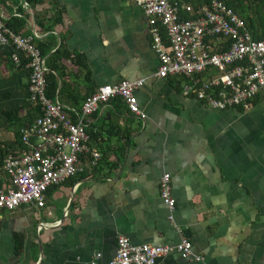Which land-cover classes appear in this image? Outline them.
<instances>
[{
	"label": "crops",
	"instance_id": "0c3cea01",
	"mask_svg": "<svg viewBox=\"0 0 264 264\" xmlns=\"http://www.w3.org/2000/svg\"><path fill=\"white\" fill-rule=\"evenodd\" d=\"M21 5L11 13L26 21L21 34L53 42L44 58L47 66L55 57L62 107L79 109L101 85L143 80L135 96L145 117L122 99L89 116L84 176L48 188L41 208L0 211V264H83L96 254L104 264L118 236L168 246L185 238L202 257L172 251L154 264H264V98L218 110L184 96L177 77H157L147 17L134 0ZM10 72L0 65V77ZM91 152L98 159L90 169ZM163 173L175 200L171 219L159 195Z\"/></svg>",
	"mask_w": 264,
	"mask_h": 264
},
{
	"label": "built area",
	"instance_id": "2783aa9c",
	"mask_svg": "<svg viewBox=\"0 0 264 264\" xmlns=\"http://www.w3.org/2000/svg\"><path fill=\"white\" fill-rule=\"evenodd\" d=\"M147 17L151 48L158 58L155 75L177 77L181 93L194 97L211 108L225 110L250 108L256 98H264V39H253L244 20L222 0H206L197 7L180 0H134ZM0 45H12L27 59L28 101L40 110L33 121L19 128L20 143L3 158L0 171V211L20 206L41 208L46 191L78 173L84 172L80 156L88 152L86 120L101 104L122 99L130 113L144 118L135 90L143 80H121L99 86L87 95L79 109H66L45 94L48 67L33 36L14 33L0 14ZM98 153L91 152L88 167L96 166ZM159 195L172 218L175 200L169 173H163ZM175 251L182 257L193 256L192 244L183 238L174 246L135 245L118 236L114 256L104 264H154ZM99 254L83 264H101Z\"/></svg>",
	"mask_w": 264,
	"mask_h": 264
},
{
	"label": "trees",
	"instance_id": "16d2710c",
	"mask_svg": "<svg viewBox=\"0 0 264 264\" xmlns=\"http://www.w3.org/2000/svg\"><path fill=\"white\" fill-rule=\"evenodd\" d=\"M22 0H0V7L10 15L5 25L14 33H21L23 26L25 25V19L21 16H12L13 8H17L18 13L22 11ZM27 6L32 8L36 5L43 3L44 0H24ZM183 3L191 4L194 7L199 6L206 0H180ZM226 5L231 7L235 13L241 17L246 29L250 32L253 39H264V0H222ZM40 19H37L39 21ZM52 40L37 43L39 51L43 57L47 55L51 46ZM59 49V48H58ZM57 49V50H58ZM55 51L53 56H58L59 50ZM16 52V49L12 45H0V65L5 64L11 69V72L7 77H0V116L9 125L16 126L14 132V141L10 144L0 141V166L4 156L13 149V144L19 145L20 136L19 128L33 121V119L40 114V110L37 107L29 105L27 102L28 90H27V78L28 69L26 68L27 59L24 55L18 52L20 63L16 65L12 60V55ZM58 53V54H57ZM55 57L47 56L48 72L45 75L46 88L45 94L49 98L57 97V71L56 65H53L51 61ZM120 99V98H115ZM26 105V106H25ZM26 108V112L23 116H20L22 109ZM85 154L80 156V160H84ZM88 159H90L88 157ZM84 173H78L74 177L67 179L69 182H74L83 177ZM79 177V178H78ZM47 189L46 193H48Z\"/></svg>",
	"mask_w": 264,
	"mask_h": 264
},
{
	"label": "rangeland",
	"instance_id": "374dc122",
	"mask_svg": "<svg viewBox=\"0 0 264 264\" xmlns=\"http://www.w3.org/2000/svg\"><path fill=\"white\" fill-rule=\"evenodd\" d=\"M5 122L3 117L0 116V141L3 143L13 139L14 131V125H7Z\"/></svg>",
	"mask_w": 264,
	"mask_h": 264
},
{
	"label": "water",
	"instance_id": "95a60500",
	"mask_svg": "<svg viewBox=\"0 0 264 264\" xmlns=\"http://www.w3.org/2000/svg\"><path fill=\"white\" fill-rule=\"evenodd\" d=\"M24 1V0H23Z\"/></svg>",
	"mask_w": 264,
	"mask_h": 264
}]
</instances>
